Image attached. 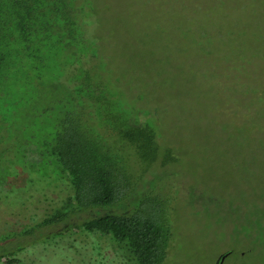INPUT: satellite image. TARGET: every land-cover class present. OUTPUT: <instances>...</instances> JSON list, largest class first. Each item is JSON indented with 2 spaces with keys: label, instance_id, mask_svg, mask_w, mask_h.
<instances>
[{
  "label": "trees",
  "instance_id": "1",
  "mask_svg": "<svg viewBox=\"0 0 264 264\" xmlns=\"http://www.w3.org/2000/svg\"><path fill=\"white\" fill-rule=\"evenodd\" d=\"M93 6L0 0V264L60 246L76 264H163L170 253L151 169L172 150L142 96L108 79ZM257 223L245 255L264 251V216Z\"/></svg>",
  "mask_w": 264,
  "mask_h": 264
},
{
  "label": "rangeland",
  "instance_id": "2",
  "mask_svg": "<svg viewBox=\"0 0 264 264\" xmlns=\"http://www.w3.org/2000/svg\"><path fill=\"white\" fill-rule=\"evenodd\" d=\"M92 1L108 79L142 96L172 150L151 169L173 230L163 264H264L244 253L264 216V0ZM59 250L21 264H76Z\"/></svg>",
  "mask_w": 264,
  "mask_h": 264
},
{
  "label": "water",
  "instance_id": "3",
  "mask_svg": "<svg viewBox=\"0 0 264 264\" xmlns=\"http://www.w3.org/2000/svg\"><path fill=\"white\" fill-rule=\"evenodd\" d=\"M227 256V253L221 254L215 264H222L224 258Z\"/></svg>",
  "mask_w": 264,
  "mask_h": 264
},
{
  "label": "clouds",
  "instance_id": "4",
  "mask_svg": "<svg viewBox=\"0 0 264 264\" xmlns=\"http://www.w3.org/2000/svg\"><path fill=\"white\" fill-rule=\"evenodd\" d=\"M225 259V258H224ZM224 261V260H223Z\"/></svg>",
  "mask_w": 264,
  "mask_h": 264
}]
</instances>
